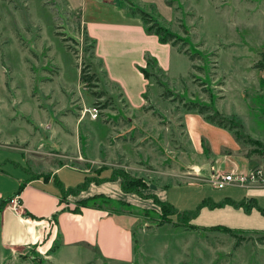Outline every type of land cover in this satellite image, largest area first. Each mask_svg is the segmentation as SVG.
Instances as JSON below:
<instances>
[{"label":"rangeland","instance_id":"rangeland-1","mask_svg":"<svg viewBox=\"0 0 264 264\" xmlns=\"http://www.w3.org/2000/svg\"><path fill=\"white\" fill-rule=\"evenodd\" d=\"M127 1L185 41L176 43L168 67L160 71L162 86L138 67L142 76L131 71L129 59L139 49L155 52L152 42L133 28H111L110 48L99 46L100 61L89 46L83 17L115 2L127 8L126 2L83 0L81 7L91 9L87 13L68 9V0H0V144L23 150L1 145L0 165L6 159L21 161L23 155L42 176L63 163L86 170L98 180L89 194L107 193L111 201L96 203L130 229L132 258L104 260L82 245L48 259L33 252L0 264H264V229L198 222L201 207L212 208L211 201L222 205L226 187H245L217 189L191 168L204 160L190 151L182 122L189 102L208 106L238 136H248L255 113L264 121V0H164V9L155 2ZM179 46L200 57L189 61ZM142 68L155 72L145 62ZM112 74L117 87L110 83ZM166 90L171 97L163 96ZM250 140L256 151L264 150L262 143ZM60 175L65 188L84 179L66 168ZM115 180L132 192H120ZM152 191L174 213L151 201ZM82 196L71 194L66 207H74ZM254 200L263 210L264 193L258 204Z\"/></svg>","mask_w":264,"mask_h":264},{"label":"crops","instance_id":"crops-1","mask_svg":"<svg viewBox=\"0 0 264 264\" xmlns=\"http://www.w3.org/2000/svg\"><path fill=\"white\" fill-rule=\"evenodd\" d=\"M82 1L68 0L67 8L91 12V9L88 10L85 6L81 7ZM137 2L139 5L155 2L157 6L163 9L165 6L164 0H137ZM107 6H98L99 12L95 11L86 19L83 17L82 27L85 34L90 39L95 40L93 49L98 61L101 57L104 59L99 46L103 48L106 45L110 48L107 39H109L108 31L111 28H133L143 40L152 42L155 52L150 53L145 48L139 49L140 54H135L129 59L131 71L134 75H141L135 67H143L146 52L155 59L159 69L164 71L169 65L173 47L167 43H161L154 35L146 33L141 19L135 14H130L126 7L120 6L116 2ZM128 41L131 43L130 40ZM163 47L168 48L164 55L163 49L165 48ZM262 73L264 74L263 71ZM111 79L113 82L108 81L117 87L115 83L119 81L118 78L112 74ZM257 114L253 115V120L249 124L250 131L246 132L248 136H239L241 139L257 140L264 145V121L262 116L257 118ZM182 122L184 136L190 151L196 157L200 154L199 158L204 160L201 165L197 166L198 168L191 167L197 169L202 177L207 178L223 171L244 172L254 166L264 167V150L256 151L257 146L236 139L232 130L205 121L195 111L184 112ZM26 139L23 138L21 142L25 143ZM1 145L13 147L10 144L3 143ZM13 148L20 150L16 147ZM21 152L23 153V150ZM24 152L26 153L27 150ZM26 157L24 158L22 155L21 161L6 159L0 165V198L13 196L16 197L17 201V210L12 209L8 202L0 208V254L2 260L0 263L11 256L33 252L44 254V258L52 257L61 249H75L82 245L92 248L104 260L130 261L133 253L132 233L128 227L118 223L106 210L92 207H81L77 213L62 210V208L72 207H66V203H64V201L69 200L71 194H67L63 200L60 197V188L63 190L70 189L65 188V177L60 175V171L64 168L77 170L84 177L88 176L84 173L86 170L63 163L54 168L45 169L43 171L45 176H42L33 165L30 167ZM187 167L188 165L185 166V168ZM184 175L187 176L188 174ZM190 175H194V172ZM79 183H82L81 179H79ZM79 183L76 187L80 185ZM112 183L118 185L119 182L115 180ZM91 185L96 186L94 182H89L84 190L77 193V196L84 195L80 197L84 198L96 193L108 196L101 190L89 194ZM19 186L21 188L16 194ZM256 186L250 185L245 188H237L238 190L233 187H226L223 190L225 196L222 205L211 201L209 204L212 205V208L201 207L196 215L197 219L199 216L201 217L198 222L202 225H212L216 221V223H225L228 227L240 230L264 229V215L255 206H251L246 212L242 207L231 203L242 201L245 203L246 199H249V202L254 204V197H256L258 204V197L264 193V190ZM117 188L119 191L121 190L119 185ZM147 189L149 190V187ZM151 194L154 195L153 191ZM156 199L165 202L161 196L156 197ZM168 204L171 206L170 203ZM262 208L264 210V207ZM22 212H27L29 216L21 215ZM207 219L208 221L205 222ZM53 239L57 240L56 245H54ZM52 244L54 249L50 250Z\"/></svg>","mask_w":264,"mask_h":264},{"label":"trees","instance_id":"trees-1","mask_svg":"<svg viewBox=\"0 0 264 264\" xmlns=\"http://www.w3.org/2000/svg\"><path fill=\"white\" fill-rule=\"evenodd\" d=\"M122 1L127 3V9L130 12V14H137L139 16V18L141 19L142 24L144 26V31L146 33L154 34L161 43H167L171 47H175L176 43H178V42H181V44L185 43L184 40H182L181 38L177 37L174 33L170 32L165 27L161 26L151 16L150 13L146 12L144 9L140 8L139 6H136V5L133 6L127 0H122ZM86 37L88 39H90L87 35H86ZM90 42L91 43L89 44V46H90L91 49H93V45H94L93 39H90ZM66 48H67V46H66ZM177 50L179 52L182 51V53L187 56L189 61H192L193 59H198L196 57H200L197 53L188 54L187 52L181 50V46H179V48ZM144 61H145L146 66L152 67L153 69L155 68L154 69L155 72L152 71L151 69H149V71H145V68L138 67L140 72L142 73V75L145 78H147V79L149 77L152 78V80L158 86H162V81L159 80V78H157L159 75H161L160 74L161 70L157 66V64L155 62V59L152 58L151 56H149L148 54H145L144 55ZM256 65H259V66L262 67L263 63L262 62H257ZM190 67L192 68V66H190ZM157 72L159 73L158 75H157ZM190 77H192V74H190ZM79 79L80 80L82 79V75H79ZM89 80H91V78L87 77L86 81L88 82ZM163 96L171 97L170 91L166 90L165 93L163 94ZM184 108H185L186 111H195L196 113L200 114L205 121H207L209 123L215 124V125H217L219 127L227 128L228 130H232L233 129L232 127H229L228 125H226L222 120L217 119L214 115H211L210 114L211 112H209L210 110H209L208 106H205V105H202V104H198L196 102H189V103H184ZM232 131H234V130H232ZM233 134L236 137V139H240L241 141H245V142L251 141L250 139L249 140L248 139H241V137L238 136V134H236L235 131L233 132ZM98 171L100 172V170H98ZM90 177L91 178H89L88 176H84V179H83L82 183L79 186L75 187V188H70V189H67V190H63V189L60 188V197H61V199L63 200L67 194L76 195L79 191L84 190L86 185L89 182H91V181L94 182V183H98V180H96V179L93 180L92 176H90ZM120 186H121V184H120ZM123 186H121V188H122L121 191H123V192H132L129 189L124 188ZM59 187H61V186L59 185ZM20 188H21L20 186L17 188L16 194H18ZM137 195H138V193H137ZM150 198L152 199V201H156V202L160 203L162 207H168L171 210V212L174 213V210L171 208V206L168 203L158 201L156 199V197H154V195H151ZM95 199H98V200L99 199H104V201H108V202L112 200L108 196H105V195H103L101 193H96V194H93V195L88 196V197L80 198L79 200H77L75 202V206L74 207H72V208H62V210H66V211H69V212H72V213H77L81 207H92V208H98V209L106 210L109 213V211L107 209L103 208L101 206V204L96 203ZM8 200H9V198H0V208L3 207L5 205V203L8 202ZM249 201L250 200H248L246 204H243V202H239L238 204H236V206L242 207L243 210L247 212L250 209L251 206H254V204L253 203L251 204ZM256 209L261 214L264 215V211L260 210L259 208H256ZM21 215H24V216L28 215L29 216V214L27 212H22ZM177 215H187V212L186 213H181V214L177 213ZM238 239L240 241V240H247L248 238H241L240 237ZM237 242H238V240H237ZM237 242H235V243H237Z\"/></svg>","mask_w":264,"mask_h":264},{"label":"built area","instance_id":"built-area-1","mask_svg":"<svg viewBox=\"0 0 264 264\" xmlns=\"http://www.w3.org/2000/svg\"><path fill=\"white\" fill-rule=\"evenodd\" d=\"M95 114H91L93 118ZM213 187L221 189L228 185L247 187L250 185L264 186V167L254 166L244 172L223 171L210 175L205 179ZM12 209L17 210L16 197H10L8 200Z\"/></svg>","mask_w":264,"mask_h":264}]
</instances>
